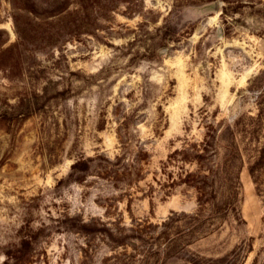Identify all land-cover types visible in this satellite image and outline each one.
I'll return each mask as SVG.
<instances>
[{"label": "rangeland", "instance_id": "obj_1", "mask_svg": "<svg viewBox=\"0 0 264 264\" xmlns=\"http://www.w3.org/2000/svg\"><path fill=\"white\" fill-rule=\"evenodd\" d=\"M0 264H264V0H0Z\"/></svg>", "mask_w": 264, "mask_h": 264}, {"label": "trees", "instance_id": "obj_2", "mask_svg": "<svg viewBox=\"0 0 264 264\" xmlns=\"http://www.w3.org/2000/svg\"><path fill=\"white\" fill-rule=\"evenodd\" d=\"M258 116H259V118H262V112L261 111L259 112Z\"/></svg>", "mask_w": 264, "mask_h": 264}]
</instances>
